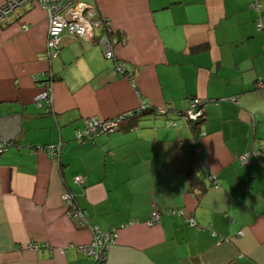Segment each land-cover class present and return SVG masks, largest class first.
<instances>
[{
  "label": "crops",
  "instance_id": "1",
  "mask_svg": "<svg viewBox=\"0 0 264 264\" xmlns=\"http://www.w3.org/2000/svg\"><path fill=\"white\" fill-rule=\"evenodd\" d=\"M80 1L108 20L95 36L110 35L115 59L67 32L48 58V16L33 3L0 22V118L22 115L0 155V264H264V158L238 159L264 140V0L258 12L255 0ZM48 73L49 107L35 100ZM193 99L204 117L186 126L177 112ZM143 102L121 129L77 138L86 120ZM48 144L58 161L36 151ZM67 191L87 226L67 215ZM95 226L118 234L100 262L78 249Z\"/></svg>",
  "mask_w": 264,
  "mask_h": 264
},
{
  "label": "built area",
  "instance_id": "2",
  "mask_svg": "<svg viewBox=\"0 0 264 264\" xmlns=\"http://www.w3.org/2000/svg\"><path fill=\"white\" fill-rule=\"evenodd\" d=\"M33 3L46 11L48 16V37H47V56L48 58H53L60 53V42L64 32H67L77 38H82L90 42H97L102 49L106 58L115 59V48L114 42L109 34L102 35L98 40L95 36V28L100 25L109 28L108 20H102L95 18V10L92 6L83 3L80 0H6L3 5L0 6V22L6 23L9 19L11 12L15 11L17 8L25 4ZM252 9L258 12L262 7L261 0H255L252 5ZM259 29L262 28L260 20L258 21ZM26 28V27H25ZM113 76H126V70L123 64L117 63L114 70L112 71ZM55 77L52 74H47V80L43 83L41 91L36 95L35 100L39 105L45 103L48 107L52 105L54 100L53 93V82ZM262 85V84H260ZM231 101H237L236 98H231ZM203 105L198 99H193L189 103V106L184 111L177 112L178 117L181 118L182 123L186 126L190 124H198L201 118L204 117V111L202 109ZM149 111V106L144 102L142 105L129 113L121 114L113 119H97L92 118L86 120L85 127L83 130L79 131L77 138L79 141H86L89 139H94L97 136L105 133H110L118 129L120 123L126 118H131L136 115H142ZM163 114L167 111L163 110ZM170 125L172 127L179 126L178 122L171 120ZM17 146L15 142H1L0 141V153L6 152L10 147ZM20 147V146H19ZM36 151H42L51 156L55 161L59 160L60 154L59 147L56 144L48 145H38L35 147ZM200 148H195L194 152L198 153ZM254 156L259 160L264 158V140L261 141L259 149L245 151L238 155V159L242 165L249 162L250 157ZM84 178L82 176L75 177L77 184L84 183ZM62 202L65 206L67 215L70 218L77 219L81 226H87V218L84 212L77 207L75 203L74 196L71 192L67 191L62 196ZM171 214H178L185 216L188 223L192 226H198L196 220L192 216H186L181 209H174L168 211ZM161 217V212L158 210H153L150 219L147 221L149 225L156 224ZM93 239L87 244H83L78 247L79 251L84 253L86 256L94 259L95 262H100L105 260L106 255L110 247L115 244L117 239V230L104 231L98 226L92 227ZM47 244H38L32 242L26 246V248L31 250H39L42 248H48Z\"/></svg>",
  "mask_w": 264,
  "mask_h": 264
},
{
  "label": "water",
  "instance_id": "3",
  "mask_svg": "<svg viewBox=\"0 0 264 264\" xmlns=\"http://www.w3.org/2000/svg\"><path fill=\"white\" fill-rule=\"evenodd\" d=\"M22 115L0 118V141H12L21 132Z\"/></svg>",
  "mask_w": 264,
  "mask_h": 264
},
{
  "label": "trees",
  "instance_id": "4",
  "mask_svg": "<svg viewBox=\"0 0 264 264\" xmlns=\"http://www.w3.org/2000/svg\"><path fill=\"white\" fill-rule=\"evenodd\" d=\"M125 120H126V119H125ZM125 120H124V121H125ZM124 121H123V122H124ZM123 122L120 123V126H119L118 129H116V130L121 129ZM116 130H115V131H116ZM15 144L18 145L17 143H15ZM3 153H5V152H3ZM3 153H0V155L3 154ZM192 180H193V179H192Z\"/></svg>",
  "mask_w": 264,
  "mask_h": 264
}]
</instances>
